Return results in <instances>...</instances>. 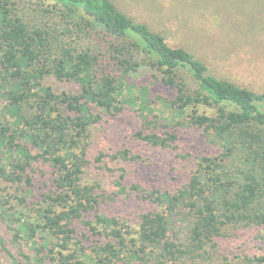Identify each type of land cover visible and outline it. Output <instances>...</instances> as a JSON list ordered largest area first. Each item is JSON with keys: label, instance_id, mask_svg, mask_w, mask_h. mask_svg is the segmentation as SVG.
Wrapping results in <instances>:
<instances>
[{"label": "trees", "instance_id": "16d2710c", "mask_svg": "<svg viewBox=\"0 0 264 264\" xmlns=\"http://www.w3.org/2000/svg\"><path fill=\"white\" fill-rule=\"evenodd\" d=\"M37 1L41 6L35 0H0V104L5 88L7 102L19 109V122L0 126V144L12 156L6 180L18 186L30 183L25 181V171L33 161L45 159L58 168L60 186L56 196L48 195L53 203L40 209L39 220L15 229L36 250L34 254L13 252L0 232V250L12 264H147L149 253L161 264H182L194 254H203L211 243L214 246L230 223L264 228V91L219 76L194 50L197 38L210 41L212 28L232 31L236 37L237 30L254 21L251 14L242 18L237 8L231 9L223 0H188L186 18L176 21L159 0L137 1L142 17L114 0ZM171 36L176 45L170 43ZM207 49L211 57L225 56L220 47ZM148 68L160 72L154 86L173 89L172 105L190 109L193 124L240 142L245 159L259 160L263 167L257 176L230 164L232 147L218 155H203L200 167L176 192L133 184L131 189L141 191L138 194L146 202L134 225L130 219L102 213L96 185L81 180L90 163V127L100 119L94 109L115 114L126 104L143 100L139 107L147 111L150 87L131 79ZM49 73L76 81L79 92L57 93L43 85ZM30 100L37 102L39 110L27 114L24 105ZM200 104L217 106L218 115L202 113ZM135 136L161 146H169L176 137L143 130ZM113 156L139 157L127 148ZM102 157L98 159L103 161ZM3 170L0 162V176ZM124 176L120 175L121 191ZM89 212L94 217L86 223L105 238L90 246L91 253L83 246L71 247L74 219ZM178 213L191 219L185 240L169 232L171 215ZM0 217L11 218L4 209ZM39 231L47 236L41 247L36 246ZM52 238L57 241L47 242ZM249 261L264 264V255Z\"/></svg>", "mask_w": 264, "mask_h": 264}, {"label": "rangeland", "instance_id": "374dc122", "mask_svg": "<svg viewBox=\"0 0 264 264\" xmlns=\"http://www.w3.org/2000/svg\"><path fill=\"white\" fill-rule=\"evenodd\" d=\"M120 7L134 16L142 17L139 11V0H114ZM161 7L167 9L172 20L186 18L190 9L188 0H159ZM231 9H238L240 16L245 18L251 14L254 21L248 27L239 29L238 35L233 32H222L212 28L210 41L203 37L197 38L195 51L204 57L206 63L221 77L228 78L241 85L264 91V0H223ZM147 0L144 1L146 3ZM41 6V3L35 0ZM47 5H44L45 8ZM259 5V6H258ZM249 9H247V8ZM247 10V11H245ZM248 18V17H247ZM253 18V19H252ZM195 38V37H194ZM208 38V39H209ZM170 43L176 45L174 38ZM209 45L222 48L225 56L209 55ZM224 56V57H223ZM223 57V58H222ZM160 72L152 68L144 69L132 76L136 84L149 86L151 105L147 111L139 105L143 100L134 104H126L115 113L108 114L100 109L94 111L100 114V119L90 127V144L88 158L90 163L84 168L82 184L96 185V194L99 195L100 211L108 216H116L123 220L130 219L136 225L138 211L146 208L138 193L132 190L133 184L141 185L145 189L176 192L186 186L191 176L200 167L199 162L203 155H218L228 148H235L230 164L239 165L257 176L263 167L259 160L253 162L245 159L241 143L235 139H226L218 136L213 129L197 126L191 122V111L188 108H178L171 104L173 89L160 88L152 83L155 75ZM160 76V75H159ZM45 86H51L57 93L79 92V83L69 79H59L53 73L46 74L42 79ZM0 126L15 125L19 122L17 106H10L7 102V91L1 92ZM42 94H38L40 96ZM41 101V100H40ZM42 104V103H40ZM62 107V105H61ZM28 112L39 110L37 102L29 101L24 105ZM199 110L209 116L216 117L218 108L215 105L200 104ZM27 126V125H26ZM29 128V126H27ZM143 130L145 133H158L167 137L175 134V139L169 141V146L153 145L140 140L135 133ZM129 149L132 154L139 155L137 159L125 160L113 155L120 150ZM34 152H37L32 147ZM103 155L100 161L98 157ZM11 153L0 144V162L4 175L0 176V211L5 210L10 220L0 217V232L4 235L8 246L15 253H35L31 245L26 243L22 236H17L16 230L24 222H36L43 215L42 210L50 206L53 201L48 195H57L60 183L59 170L50 161L40 159L33 161L25 171V181L30 183L18 186L17 183L6 180L11 170ZM124 174L121 191L120 175ZM10 174V173H9ZM8 174V175H9ZM24 180V179H23ZM5 203V205H4ZM63 204V203H61ZM58 208H61L58 207ZM42 209V210H40ZM94 214L89 212L83 218L74 219V236L71 247L86 249L91 253L90 246L97 241L105 240L104 234H96L93 228L86 223ZM10 221V225H9ZM170 234L183 240L188 236L191 219L185 214L171 215ZM100 226V225H99ZM100 227H98V231ZM223 235L216 238V244L207 246L203 254L186 258L182 264H252L249 258L264 255V228L254 223L248 225L230 223L223 229ZM36 246L41 247L47 240L44 232L38 233ZM57 238L47 242H55ZM151 250V248H149ZM153 253H149L147 264H161ZM159 263H158V262ZM0 264H12L11 258L0 250ZM166 264V263H165ZM171 264V263H168Z\"/></svg>", "mask_w": 264, "mask_h": 264}]
</instances>
